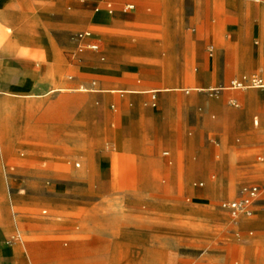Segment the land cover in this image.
Masks as SVG:
<instances>
[{
	"label": "crops",
	"instance_id": "0c3cea01",
	"mask_svg": "<svg viewBox=\"0 0 264 264\" xmlns=\"http://www.w3.org/2000/svg\"><path fill=\"white\" fill-rule=\"evenodd\" d=\"M0 31L13 32L8 45L0 46V127L4 128L0 148L54 142L60 153L76 152L84 145L81 162H74L66 178L55 171V158L37 155L35 166H19L14 172L11 167L12 194L26 192L46 198L43 202H56L66 189L69 202H122L108 198V192L119 187L137 194L167 189L160 181L162 175L172 178L168 165L172 162L160 156L172 136L166 128L177 126L183 158V111L173 116L172 103L166 102L169 96L199 91L194 98L185 95L188 104L199 107L192 105L187 114L194 132L186 140L188 147L196 148L208 136L203 114L221 112L237 125L236 113L224 110L227 93L212 97L201 91L215 85L228 88V82L257 55L264 56V0H0ZM19 40H31L38 50L32 55L20 53ZM81 44L88 50L75 58L73 50ZM92 44L97 48L91 50ZM62 76L82 79L84 85L71 88ZM88 91L92 94L84 93ZM47 96L51 97L46 100ZM250 98L239 99L246 105ZM143 100L152 101L151 106ZM240 119L246 124L245 117ZM199 149L196 157L186 160L184 182L195 189L187 179L207 177L209 189L216 190L217 180L206 175L204 147ZM117 159L123 166L119 181L111 168ZM180 167L174 180L183 176V162ZM262 182L251 183L263 191L251 216L258 221L251 226L264 243ZM3 185L0 176V198L12 204L15 201L3 193ZM256 205L260 208L255 211ZM242 219L230 218V223L237 225ZM6 222L3 226L0 222V244L9 232ZM12 257V248L0 246V264H11ZM256 260L264 264V247Z\"/></svg>",
	"mask_w": 264,
	"mask_h": 264
},
{
	"label": "rangeland",
	"instance_id": "374dc122",
	"mask_svg": "<svg viewBox=\"0 0 264 264\" xmlns=\"http://www.w3.org/2000/svg\"><path fill=\"white\" fill-rule=\"evenodd\" d=\"M12 34L0 31L1 47L8 45ZM74 37L79 38L77 34ZM17 43L18 51L22 54L32 55L38 50L32 46L31 40H19ZM86 48L81 44L72 54L75 58L81 57L88 50ZM65 65L68 66L67 63ZM248 65L228 82V88L220 89L215 85V90L201 91L212 97L221 92L227 93L224 110L227 114L236 113L237 125L232 126L221 112L201 113L207 121L205 128L208 136L201 138L196 148L186 144L188 137L194 134L187 124V114L195 104H188L185 95L194 98L199 91H181L167 98L166 102L172 103L173 116L183 111V158L179 151L177 126L173 125L166 128L172 136L160 149V156L166 158L168 163L172 162L168 164L172 166V178L164 175L160 177V181L167 184V189L137 194L119 187L108 192V198L121 199L122 202H69L66 189L55 198L56 202H43L47 199L29 197L26 192L13 195L11 167L14 172L19 166H35L38 161L34 157L40 155L48 159L55 158V171L66 178L74 162H81L84 145L76 152L62 150L60 153L56 151L58 144L54 142L8 144V148L3 149L1 139L4 128L0 127L3 193L12 196L15 201L11 204L9 200L5 202L0 198V222L3 226L7 220L9 228L5 242L0 246L13 249L15 258L12 257L11 264H257L256 256L264 243L259 241L258 233L251 224L258 219L243 218L233 225L228 213L219 207L221 200L239 198L241 185L254 182L263 184L264 90L246 86L231 87L232 81L241 80L244 76L264 78L262 54ZM62 78L71 88L84 85L82 79ZM186 85L188 88L201 86ZM84 93L92 94L90 91ZM179 94H182L181 101L178 100ZM243 95L251 96L246 105L239 99ZM95 98L91 96L94 101ZM158 98L159 95H156L154 101L159 108ZM233 98L237 99L235 103ZM151 102L148 100L144 103L151 106ZM111 103L116 107V96H113ZM42 106L40 104L34 108L35 115ZM156 107L152 108L156 110ZM195 107L199 108L198 105ZM243 117L246 118V124L240 119ZM254 119L258 120L257 125ZM199 147H204V166H208L206 175L217 180L216 190L209 189L207 177L186 178L191 180L190 184L195 189H188L184 182L186 160L196 157ZM257 155H261L260 160H257ZM182 162L183 176L174 180L182 172ZM120 163L117 159L111 164L114 178L118 181L120 177L117 174L123 168ZM198 189L202 190V194H197L200 193ZM258 205L255 211L260 208ZM249 241H253L252 251H249ZM35 256L38 258L36 261L40 262L35 261Z\"/></svg>",
	"mask_w": 264,
	"mask_h": 264
},
{
	"label": "built area",
	"instance_id": "2783aa9c",
	"mask_svg": "<svg viewBox=\"0 0 264 264\" xmlns=\"http://www.w3.org/2000/svg\"><path fill=\"white\" fill-rule=\"evenodd\" d=\"M82 35L87 34H79V36ZM89 47L91 49L97 48L95 44H92ZM245 81L248 83L245 84ZM242 86L256 87L264 90V79L258 76H252L250 78H246L244 76L241 80L232 81L231 87L240 88ZM260 193L261 189L258 185H243L239 190V194L241 195L239 198L222 200L219 204V207L221 210L226 211L233 221H237L241 218H249L253 215V207L258 200Z\"/></svg>",
	"mask_w": 264,
	"mask_h": 264
},
{
	"label": "bare ground",
	"instance_id": "6f19581e",
	"mask_svg": "<svg viewBox=\"0 0 264 264\" xmlns=\"http://www.w3.org/2000/svg\"><path fill=\"white\" fill-rule=\"evenodd\" d=\"M87 34V33H86ZM195 87V86H194ZM216 88H213V89H210V90H207V91H212V90H215Z\"/></svg>",
	"mask_w": 264,
	"mask_h": 264
}]
</instances>
